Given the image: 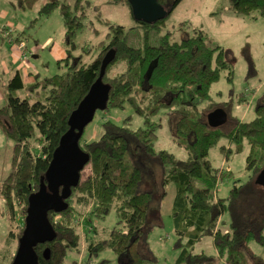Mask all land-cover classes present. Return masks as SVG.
Wrapping results in <instances>:
<instances>
[{"label":"trees","instance_id":"16d2710c","mask_svg":"<svg viewBox=\"0 0 264 264\" xmlns=\"http://www.w3.org/2000/svg\"><path fill=\"white\" fill-rule=\"evenodd\" d=\"M36 1L24 0L21 5L31 7ZM182 1L159 0L172 12L157 25L165 23ZM85 2L77 0L71 6L53 0L40 12L49 16L56 8H61L69 51L66 72L42 80L37 77L28 86L19 70L5 87L8 101L0 109V124L15 142V153L12 171L0 193L12 228L16 226L21 231L17 235V245L25 229L29 197L39 190L53 154L69 130L72 112L100 76L107 54L105 50L113 49L115 59L103 79L112 86L105 111L125 108L129 104L144 119L145 127L132 128L133 116L124 119L122 125L107 120L99 140L85 144L80 141V147L91 158L86 165L89 172L84 177L86 168L82 171L80 183L68 199V209L59 214L49 213L57 238L36 247L40 264H82V260L73 256L80 255L83 248L88 257L84 264H90L107 249L114 251L120 264H144L137 248L147 230L155 190L143 186L156 165L162 169L161 189L169 185L175 187L174 228L180 239H187L175 264H222L223 261L226 264H264V259L250 248L252 242L264 248V186L256 182L264 170V102L258 105L257 116L251 122L234 117L230 103L211 102L212 84L220 79L222 71L229 72V79H232L233 63L225 57V50L220 46L209 47L201 30L181 42L173 41L168 32L152 43L145 33V39L134 48L123 39L124 26L109 24L112 38L105 49H101L103 45L97 48L88 62H84L82 56L76 58L72 49L76 46L77 33L84 27ZM123 3L132 15L128 0ZM229 4L237 16L258 12L264 17V0H229ZM135 23L137 28L157 26ZM15 42L21 49L26 48L21 39ZM88 52L92 53L90 48ZM155 60H158L157 67L148 79V68ZM121 61L128 64L129 69L110 80L112 72L121 70ZM131 72L133 75L128 77L127 73ZM23 89L30 92L24 99L17 95ZM218 108L227 112L228 121L221 127L212 128L208 124V115ZM164 110L171 112V130L188 152L187 160H179L174 154L155 148L158 123L154 118ZM222 138L238 147L248 140L251 146L247 159L249 178L246 183L234 184L226 199L218 198L216 193L220 182L231 177L232 170L217 169L208 158L210 150ZM221 152L228 160L231 148L224 145ZM13 204L18 207L14 208ZM113 210L119 220L117 225L110 231L103 229L100 232L95 220L106 219ZM227 211L231 216L230 229L223 231L217 225ZM59 215L61 219L56 220ZM82 228H85L84 234ZM206 235L213 237L218 253L194 254L193 247ZM15 236L11 230L8 240ZM48 247L51 258L46 261L43 251ZM70 254H73L72 258Z\"/></svg>","mask_w":264,"mask_h":264},{"label":"rangeland","instance_id":"374dc122","mask_svg":"<svg viewBox=\"0 0 264 264\" xmlns=\"http://www.w3.org/2000/svg\"><path fill=\"white\" fill-rule=\"evenodd\" d=\"M21 1L24 0H0V109L6 106L8 101L5 87L16 72L22 69V64L24 71L30 72L28 77H32L25 79V85L28 86L37 77L42 80L67 70L66 58L69 56V51L61 8H56L49 16H46L40 13L42 7L53 0H37L31 7H23ZM76 1L61 0L62 3L66 2L71 6L75 5ZM86 2L87 16L83 20L84 27L77 33L76 46L72 49L76 58L82 56L84 62H88L97 48L103 45L101 48L103 50L104 46L108 45L109 39L112 38L109 24L124 26L123 39L134 48H138L141 40L145 39V33L152 43H156L168 32H171L173 41L181 42L183 38L194 36L196 30H201L209 47L220 46L225 50V57L233 63L232 79H229V72L222 71L220 79L212 84L211 102L230 103L231 114L245 122H251L256 118V109L260 103L264 102V17L258 12L243 17L232 12L229 0H183L165 23L157 25L159 23L157 22L153 24L157 25L156 27L137 28L130 9L123 0L119 2L86 0ZM17 39H21L26 45L25 54L28 56V61L25 59L22 60L25 62L14 61L11 45ZM89 48L92 53L88 52ZM108 50H105L106 53L110 52ZM72 60L73 58L70 59ZM122 62H119L121 70L112 72L110 80L118 78L122 71L129 69L128 64ZM133 73H127L128 77ZM29 94L30 92L26 89L17 93L22 99ZM126 105L121 109L98 111L93 122L85 129L81 139L82 144L99 140L104 130L103 123L107 120L122 125L124 119L133 116L132 128L145 127L144 119L138 116L129 104ZM170 113V110H164L154 118V121L158 123L155 148L166 150L174 154L177 159L184 161L189 158V154L174 137L170 127ZM224 145L231 148L228 160L221 152V147ZM14 149L15 142L0 124V191L12 171ZM250 152L251 146L248 140H244L238 147V144L229 143L227 138H222L210 150L208 158L215 168H231L232 170L231 177L220 182L216 193L218 198H228L234 184L247 182L249 178L247 159ZM85 168L84 177L89 172V168ZM161 177L162 169L156 165L152 169V176L143 186L144 189L147 187L149 190H155L147 230H145L143 242L141 241L137 248L140 251V258L145 260L144 264H175L187 243L186 238L180 239L176 235L174 228L172 204L175 187L169 185L162 190ZM13 207L18 205L13 204ZM60 219V215L56 216V220ZM118 221L116 211L113 210L106 219L95 220V225L100 232L103 229L110 231ZM230 221V212L227 211L221 217L217 227L228 231ZM14 227L12 228L9 213L0 193V264H11L12 256L17 252V235H20L21 231ZM11 230L16 236L8 240ZM81 233H85V228L81 229ZM250 248L255 255L264 259L263 247L252 242ZM192 251L194 254L216 255L218 253L213 237L210 235L204 236ZM86 255L83 248L80 255L70 254L69 256L71 258L73 256L78 261L82 260L84 264L83 262L88 259ZM104 261H109L105 264H120L119 258L110 249L102 251L90 261V264H101ZM222 264L226 263L223 261Z\"/></svg>","mask_w":264,"mask_h":264},{"label":"water","instance_id":"95a60500","mask_svg":"<svg viewBox=\"0 0 264 264\" xmlns=\"http://www.w3.org/2000/svg\"><path fill=\"white\" fill-rule=\"evenodd\" d=\"M135 21L145 24H156L166 19L172 12L159 0H128ZM115 50H110L103 59L101 73L91 86L88 94L80 102L69 118V130L62 136L55 150L50 165L41 179L38 191L29 197V206L25 219V229L19 239L18 249L12 264H40L36 252L38 245L52 243L57 232L49 219V213H62L69 207L68 199L81 180V173L90 162V155L80 147V141L86 127L93 122L98 111L108 107L112 86L104 82L108 66L115 59ZM158 60L153 61L147 72L150 79L156 69ZM228 121L227 112L218 108L208 115V124L218 128ZM257 184L264 186V170L256 179ZM43 258H51V249L43 251Z\"/></svg>","mask_w":264,"mask_h":264},{"label":"crops","instance_id":"0c3cea01","mask_svg":"<svg viewBox=\"0 0 264 264\" xmlns=\"http://www.w3.org/2000/svg\"><path fill=\"white\" fill-rule=\"evenodd\" d=\"M11 47H12V50H11L12 57H13V59H14L15 62H25V61H28V58L25 57V55H26L25 54V49L26 48L21 49V46L18 43H16V42L12 43ZM23 59H25V61H22ZM23 66L24 65L22 64V69H20V71H22L25 79L26 78L31 79L32 77H30V76L28 77V75L30 74V72L29 71L28 72L27 71H24ZM25 82H26V80H25Z\"/></svg>","mask_w":264,"mask_h":264}]
</instances>
